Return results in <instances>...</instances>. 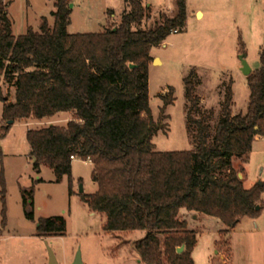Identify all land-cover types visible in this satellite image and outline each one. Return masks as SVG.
I'll list each match as a JSON object with an SVG mask.
<instances>
[{
	"label": "trees",
	"instance_id": "16d2710c",
	"mask_svg": "<svg viewBox=\"0 0 264 264\" xmlns=\"http://www.w3.org/2000/svg\"><path fill=\"white\" fill-rule=\"evenodd\" d=\"M52 1L53 27L43 18L39 32L29 29L18 37L8 18V0L0 2V82L14 88V102L4 99L0 90L5 123L0 140L16 121L41 122L70 113L72 120L65 127L51 125L27 132L33 170L40 174L42 167L50 168L56 183L67 179L73 195L72 162H90L91 180L98 190L90 196L81 194L82 202L92 213L105 216L107 233L145 232L133 244L144 264H195L198 231L189 229L182 211L219 221L225 228L220 235L225 236L241 219L259 218L264 210V184L246 188L238 175L249 162L256 137L264 138V44L260 68L247 77L246 113L231 111L230 80L212 129L213 111L200 106L199 82L191 71L184 83L187 132L195 149L157 152L153 140L158 125L149 99L151 52L174 31L184 29L185 0H176V14L161 15L154 29H142L151 8L143 0H125L127 10L119 23L99 33L74 35L68 33L71 0ZM161 99L165 107L172 105L174 90ZM235 162L240 163L239 170ZM0 184L5 228L3 176ZM33 194L32 190L28 195L30 205ZM26 218L33 220V213L27 212ZM65 233L63 218L38 222L39 238Z\"/></svg>",
	"mask_w": 264,
	"mask_h": 264
},
{
	"label": "rangeland",
	"instance_id": "374dc122",
	"mask_svg": "<svg viewBox=\"0 0 264 264\" xmlns=\"http://www.w3.org/2000/svg\"><path fill=\"white\" fill-rule=\"evenodd\" d=\"M143 1L151 11L142 29H154L160 23L161 15L172 17L177 12L176 0ZM8 3L15 37L25 35L29 29L38 32L43 18L53 24L55 6L52 0H8ZM185 3L187 19L184 29L172 33L151 52L149 99L158 125L153 140L157 152L195 149L194 141L187 132L189 105L184 83L191 71L195 72L194 79L199 82L196 95L200 106L208 112L213 111L209 123L214 129L230 80L234 93L232 113L245 114L247 111L250 90L247 78L238 68L241 65L240 56L245 55L253 72L260 68V50L264 44V0H185ZM70 5L72 15L68 33L71 35L99 33L107 25L110 27L119 23L127 10L125 0H71ZM109 12L113 16H109ZM155 59H158L156 63ZM171 88L175 100L165 107L161 97L166 96ZM0 90L4 99L14 102L12 86L1 81ZM3 104L0 99V133ZM70 120V113H61L41 122L16 121L6 137L0 140V183L3 176L6 186V226L3 228L0 184V264H48V247L59 264H74L78 253L82 264H144L140 262L133 244L146 233H107L103 230L105 216L92 213L82 202L81 194L90 196L98 190L91 180V163L79 159L72 162L73 195L70 194L67 179L56 183L50 168L42 167L40 174L33 170L27 132L51 125L65 127ZM234 166L239 170L240 163L235 162ZM244 169L251 181L264 184V138L254 143ZM32 190L33 204L30 205L28 195ZM262 199L264 201V194ZM27 212L33 213V220L26 218ZM189 215L187 211L181 212L183 218ZM201 217L197 230L204 236L199 238L193 252L195 264H228L227 259L231 260L228 235L220 236V245L215 246L211 241L216 230L224 226L213 218ZM49 218L66 221L64 236L37 237L38 222ZM255 220L254 225L264 228V210ZM204 228L207 230L204 231ZM235 239L238 244L233 254L234 262L245 264V250L242 248L245 240L243 237ZM263 245L264 234H260L255 237L252 264L259 261ZM220 256L224 258L220 259Z\"/></svg>",
	"mask_w": 264,
	"mask_h": 264
},
{
	"label": "crops",
	"instance_id": "0c3cea01",
	"mask_svg": "<svg viewBox=\"0 0 264 264\" xmlns=\"http://www.w3.org/2000/svg\"><path fill=\"white\" fill-rule=\"evenodd\" d=\"M54 2V1H53ZM110 14V12L108 13ZM202 14V13H201ZM113 16V15H110ZM8 18H9V13H8ZM53 18V17H52ZM10 20V19H9ZM11 21V20H10ZM48 21V20H47ZM12 23V21H11ZM42 23V20H41ZM50 27H53L54 24V18H53V24H50V22L48 21ZM41 26V24H40ZM108 25L105 27L107 28ZM104 28V29H105ZM40 30V27H39ZM38 30V32H39ZM12 31H13V23H12ZM238 68H241V65H238ZM253 72V71H252ZM247 78V77H246ZM11 102V101H10ZM262 137H256L255 142H258L260 140H262ZM254 145V144H253ZM253 150V148H252ZM90 163V162H89ZM41 173V171H40ZM242 175V181L244 186L246 185V183L248 184V186L246 188H251L252 186L255 185V182L251 181L249 179V177L247 176V173L245 172V170L243 171ZM186 218V220L189 222V229L191 230H196L198 231V227L197 225L199 223H201L202 217L201 216H195V215H189L188 217H184ZM256 222L255 219H249V218H243L241 219L240 223L238 224V226H236V228H234L231 232H230V237L229 235L227 236V240H228V248L230 250V255H231V260L229 261L227 259V263L228 264H235V260H234V252H235V247H237L238 242L236 241L235 237H243L245 240L244 246L241 245L242 248H244L245 250V264H252L254 262V257H253V251H254V242H255V237H257L260 234H264V228L259 227L258 225H254V223ZM197 228H196V227ZM206 227V226H205ZM225 228H221L219 230H216L217 232L215 234H213V240H211L212 242L215 243V246L218 245V243L221 241L220 240V231L224 230ZM207 229L204 228V231H206ZM204 236L203 234L200 235L198 234V242L200 241V237ZM243 242V241H242ZM242 244V243H241ZM261 252V256L259 261H257V264H264V245L262 247ZM218 254V252H216ZM224 258L223 256H220V259Z\"/></svg>",
	"mask_w": 264,
	"mask_h": 264
},
{
	"label": "water",
	"instance_id": "95a60500",
	"mask_svg": "<svg viewBox=\"0 0 264 264\" xmlns=\"http://www.w3.org/2000/svg\"><path fill=\"white\" fill-rule=\"evenodd\" d=\"M239 59L241 61L240 71L242 72V74L245 77H249L251 75V73H252V69L248 65V63H247V61L245 59V55H241ZM157 61H158V59L154 60L155 63ZM135 67L136 66H134V65H130L131 69H134ZM12 124H13V122H10L8 125H12ZM238 177H239L240 180L242 179V175L241 174H239ZM258 185L262 186L263 184L259 183ZM80 192L83 193V189L82 188H81ZM257 210H259V209L257 208ZM182 251H183V248H180L178 250L179 253H181ZM48 254H49V263L48 264H59L57 259H56V256H55L54 252L49 247H48ZM74 264H82L80 253L77 254Z\"/></svg>",
	"mask_w": 264,
	"mask_h": 264
},
{
	"label": "built area",
	"instance_id": "2783aa9c",
	"mask_svg": "<svg viewBox=\"0 0 264 264\" xmlns=\"http://www.w3.org/2000/svg\"><path fill=\"white\" fill-rule=\"evenodd\" d=\"M0 2H3V3H5V2H6V0H0ZM175 33H178V31H174V32H173V34H175ZM71 159H72V160H74V157H71Z\"/></svg>",
	"mask_w": 264,
	"mask_h": 264
}]
</instances>
